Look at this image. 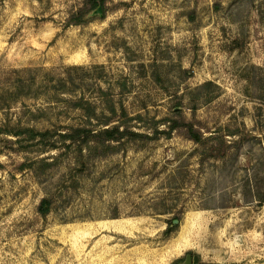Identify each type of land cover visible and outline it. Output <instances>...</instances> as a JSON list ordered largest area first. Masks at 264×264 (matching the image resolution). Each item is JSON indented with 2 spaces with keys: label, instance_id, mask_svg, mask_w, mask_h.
Masks as SVG:
<instances>
[{
  "label": "rangeland",
  "instance_id": "1",
  "mask_svg": "<svg viewBox=\"0 0 264 264\" xmlns=\"http://www.w3.org/2000/svg\"><path fill=\"white\" fill-rule=\"evenodd\" d=\"M86 2L0 0V264H264V0ZM111 119L206 142L58 141Z\"/></svg>",
  "mask_w": 264,
  "mask_h": 264
},
{
  "label": "trees",
  "instance_id": "2",
  "mask_svg": "<svg viewBox=\"0 0 264 264\" xmlns=\"http://www.w3.org/2000/svg\"><path fill=\"white\" fill-rule=\"evenodd\" d=\"M106 0H87L86 7L83 8L80 13H84L86 11H91L92 9H95L98 5L102 6L104 9ZM105 10V9H104ZM79 24V23H78ZM113 112H115L113 110ZM124 114V113H123ZM177 114L180 115V112H177ZM125 116V115H123ZM121 116L120 118H123ZM116 119H111L109 122H107L102 128L98 130H94L88 127L80 126L71 128L66 133H56L59 135L60 139L58 141H61L64 146L67 149L74 148L79 156H84V150L90 146V144H94L96 148L102 147V148H109L110 150L115 151L116 147H113L112 144H122L125 141H149V140H156L161 135L167 136V138H170L173 132H179L182 136L190 139L194 143L197 144H204L206 142V138H204V133L200 128H198L193 122H187L185 120H172L168 121L170 122L168 129L163 131H158L157 129L153 132L152 135H149L147 133H142L139 131H134L130 129L128 126H122L119 124L111 125L114 123ZM30 134H35L32 131H29ZM21 134V133H17ZM39 134V136L42 137L43 142L45 141H51L52 148H58V141H53V132L51 131H45V133H36ZM33 138V136H32ZM218 142V144H214L213 152H215L214 155H212L214 158L222 157L224 153L223 146H226L224 137H215L213 138ZM80 157V158H81ZM261 203H264V201H261ZM51 205V200L44 198L42 199L40 206H39V212L41 215L45 216L49 212V208ZM179 220L178 216H175ZM175 220H170L169 223L173 224ZM176 227H169L165 231L166 234L171 233L174 231Z\"/></svg>",
  "mask_w": 264,
  "mask_h": 264
},
{
  "label": "water",
  "instance_id": "3",
  "mask_svg": "<svg viewBox=\"0 0 264 264\" xmlns=\"http://www.w3.org/2000/svg\"><path fill=\"white\" fill-rule=\"evenodd\" d=\"M103 17L104 16V9L102 6H98L96 9L90 11L86 16V20L87 19H90V18H93V17ZM174 222H179L178 220H175ZM183 264H192V255L191 254H188L185 258V261Z\"/></svg>",
  "mask_w": 264,
  "mask_h": 264
},
{
  "label": "flooded vegetation",
  "instance_id": "4",
  "mask_svg": "<svg viewBox=\"0 0 264 264\" xmlns=\"http://www.w3.org/2000/svg\"><path fill=\"white\" fill-rule=\"evenodd\" d=\"M99 6V5H98ZM97 6V7H98ZM96 7V8H97ZM95 8V9H96ZM92 10H94V9H92ZM189 253H186V255L184 256V258L183 259H181V261L179 262V264H183L184 263V261H185V258H186V256L188 255ZM192 264H195V256L194 255H192Z\"/></svg>",
  "mask_w": 264,
  "mask_h": 264
}]
</instances>
